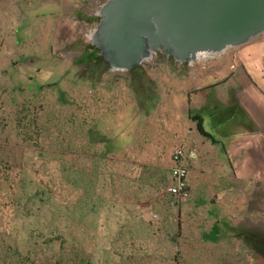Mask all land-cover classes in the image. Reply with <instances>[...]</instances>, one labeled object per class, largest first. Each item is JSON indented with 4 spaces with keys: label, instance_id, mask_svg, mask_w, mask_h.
I'll use <instances>...</instances> for the list:
<instances>
[{
    "label": "rangeland",
    "instance_id": "374dc122",
    "mask_svg": "<svg viewBox=\"0 0 264 264\" xmlns=\"http://www.w3.org/2000/svg\"><path fill=\"white\" fill-rule=\"evenodd\" d=\"M106 1L82 0L80 9L84 20L76 15L72 17L83 21L82 31L76 32L74 27L70 32L60 29L56 33V40L60 37V41L50 43L47 37L54 19L50 15L56 12H51L54 7L47 0V4L44 0H34L33 8L16 12L19 17L10 24L5 17L7 8L23 7L26 0H0V56L7 43L5 52L16 56L27 67L25 80L17 81L16 75L9 74L7 81L0 82V91L5 88L12 95L20 93L19 99L25 96L26 100L32 97L30 92H42L41 87L45 86L47 89L43 90L42 99H37L36 106L48 108V113L57 120L66 117V107L59 101L60 91H64L66 98H73L75 105L85 108L88 120L114 125L113 144L108 143L107 147L112 145L117 149L115 157L133 162L137 169L122 165V174L117 179L122 180L115 188L103 171L99 178L105 185L95 186V198L101 204L98 206L117 209L120 224L114 231L119 230L123 235L128 232L125 227H129L140 230V235L146 237L145 245L135 242L155 260L144 262L139 252L130 264H264L263 258L235 237L242 229L264 236V170L260 169L263 177L257 178L251 175V170L238 168L240 176L237 175L239 180L235 182L237 176H233L232 165L222 147L230 140L220 132L224 127L238 133L245 129L244 125L249 126L248 120L253 122L254 112L264 114V34L250 43L229 48L221 56L197 60L192 65L179 64L159 52L138 70L110 71L98 50L87 40L98 23V18L92 21L87 16H95ZM40 32L45 33L46 41H37ZM16 38L20 40L17 45L13 41ZM71 39L83 40V47L80 42V46L68 48L67 45H75ZM82 48L88 50L89 63L78 65L75 62ZM40 59L41 63L30 71L31 62ZM235 94L239 100L243 97V103L233 105ZM149 95L152 96L149 98ZM12 99L19 103L18 98H8V101ZM4 102L6 110H12L7 98ZM245 103L250 106L245 107ZM189 112L191 117L200 115L206 132L221 144H213L200 135ZM179 147L194 148L200 153L199 159L190 161L192 194L180 203L166 193L171 155ZM54 148L58 153V147ZM49 166L50 176L56 181L62 176L57 170V160ZM114 220L106 225L110 231ZM143 220L147 222L145 226L140 224ZM80 236L89 238L87 234ZM118 245L121 253L124 244L118 242Z\"/></svg>",
    "mask_w": 264,
    "mask_h": 264
},
{
    "label": "trees",
    "instance_id": "16d2710c",
    "mask_svg": "<svg viewBox=\"0 0 264 264\" xmlns=\"http://www.w3.org/2000/svg\"><path fill=\"white\" fill-rule=\"evenodd\" d=\"M88 56L86 52V64ZM44 87L42 92L28 91L32 97L26 100L25 96L19 99L20 93L12 95L5 88L0 91V264H130L139 252L144 262L155 260L137 246L135 241L143 245L146 241L140 230L125 227V236L114 231L120 224L117 209L96 202L95 186L105 185L99 174L104 171L110 176L115 188L122 180H117L122 165L136 168L133 162L115 157L117 149L112 145L107 147L113 144L114 125L88 120L85 108L75 105L74 99L66 98L60 89L59 101L66 107V117L57 120L48 108L36 106L47 89ZM5 98L13 111L6 110V102L2 103ZM8 98H18L19 103ZM191 119L200 135L213 144L220 143L206 132L200 115ZM122 157L126 158L124 154ZM56 160L62 176L54 181L49 163ZM169 197L178 203L185 201ZM114 218L110 231L106 225ZM85 234L88 239L80 238ZM237 238L264 259V236L245 230ZM118 242L124 244L121 253Z\"/></svg>",
    "mask_w": 264,
    "mask_h": 264
},
{
    "label": "water",
    "instance_id": "95a60500",
    "mask_svg": "<svg viewBox=\"0 0 264 264\" xmlns=\"http://www.w3.org/2000/svg\"><path fill=\"white\" fill-rule=\"evenodd\" d=\"M87 35L110 71L163 52L179 64L221 55L264 33V0H107Z\"/></svg>",
    "mask_w": 264,
    "mask_h": 264
},
{
    "label": "crops",
    "instance_id": "0c3cea01",
    "mask_svg": "<svg viewBox=\"0 0 264 264\" xmlns=\"http://www.w3.org/2000/svg\"><path fill=\"white\" fill-rule=\"evenodd\" d=\"M12 1H14V0H12ZM47 3H49L52 7H54V9L51 12H56V13H52L50 15V16H53L54 19H53L52 23L50 24V29H49V34H48L49 36L47 37L48 42L51 43V42H53V40L60 41L61 38L58 36H57L58 38L56 40V33L58 31H60V29H63L65 31L67 29L70 32L71 29L74 27V30L76 32L82 31V29H80V27H81L83 21L82 22L79 21V18H80V20H84L83 19L84 18L83 11H81V9H80L83 7L82 0H47ZM47 3H45V0H44V4H47ZM39 4H40V2H39ZM33 6H34V0H26V5H23V7L19 8L17 5H14V8L13 7L7 8V10L5 12V17L7 19V23L10 24L12 21L15 22L14 18L18 19L19 16L15 14L16 12H27L29 9L33 8ZM73 15H76L79 18L78 19L72 18ZM87 19L89 20L88 16H87ZM85 26H86V24H85ZM44 34H45L44 32L43 33L40 32V34L37 38L38 42L39 41L42 42V40L46 41V39H44V37H43ZM263 34H261V35H263ZM53 37H55V38H53ZM260 38H262V37H260ZM13 41H14V44L17 45L16 42H19L20 40L16 38ZM71 41H74L75 45H73V44L67 45L68 48L70 46H72V47H70V49L73 48V46H75V47L80 46V42H81V47H83V44H82L83 40H80V42H79V39L78 40H72L71 39ZM251 41H253V40H251ZM250 42H248V43H250ZM6 45H7V43H5L4 48H2V53H1L2 55L0 56V69H2V73H3L2 76H0V82H3V80L7 81L5 78L9 74L16 75L17 81H20L21 79L25 80V74L27 73L26 72L27 70L25 68H27V67L22 65L18 61V58L16 56H12L10 53L5 52ZM63 45H66V44H63ZM9 47H12V46H9ZM50 48H53V46H49V49ZM237 51L238 50H235V52H237ZM86 52H88L87 49H83V48L81 49V53H80L81 56L77 59L76 63L83 64L85 62L86 58L84 57V55ZM235 52H233V53L235 54ZM223 54H221V55H223ZM31 63H32V65L28 66V69L30 71H34V66L40 64L41 59L38 60L37 62L34 60ZM224 81H227V79H225ZM151 96L152 95H149V98ZM241 98H242V100H239L238 94L237 95L235 94L232 96L231 102L233 103V105H237V103H239V102L243 103V97L241 96ZM235 99H236V101H235ZM215 104H218V103L215 102ZM244 106L248 107L250 105L245 103ZM216 108H217V106L214 107L215 110H216ZM260 110H262V108H260ZM254 114L256 115V117H254V119H252L253 122L251 120H248L249 126L244 125L245 129L239 131L238 133L237 132L232 133L231 131L225 130L224 127H223V130H220V132H222V135L227 136L226 138H228L230 140L226 147H223V146L222 147H223V150L226 152L228 163L230 165H232L233 176H235V174H236V176L237 175L240 176L239 171H238V168H239L240 170H243L246 172L251 170L252 171L251 175L256 176L257 178L263 177V171L260 172V169L264 170L263 165H262V163L264 162V159L262 157V155L264 153V149H261L260 146H264V114H263V111L254 112ZM189 115L191 117V112H189ZM223 124H224V122H223ZM249 144H251L252 147H250V148L246 147ZM255 145H256V147H255ZM232 147L237 149L236 152L233 151L234 149L231 150ZM239 148H241V151H238ZM185 149L188 151L191 148L185 147ZM257 153L258 154L260 153V154L255 155ZM199 154L200 153L196 151L195 158L193 160L191 158H188V157L183 160V165L188 170L189 187H190V183H189V177L190 176L189 175H190V167H191L190 161L193 162L194 160L196 161L197 159H199ZM252 154L255 155L254 158H253ZM254 160L255 161L257 160L256 161L257 164H255ZM236 170H237V172H236ZM257 175H259V176H257ZM238 176H237V179L235 180V182H237L239 180ZM242 176H243V174H242ZM232 185H234V182H232ZM169 206H173V205H169ZM179 206H177L178 210H181V208ZM246 230H248V229H246ZM242 231H243V229H242ZM242 231L238 230V232L235 233V237L237 238L238 234H240Z\"/></svg>",
    "mask_w": 264,
    "mask_h": 264
},
{
    "label": "built area",
    "instance_id": "2783aa9c",
    "mask_svg": "<svg viewBox=\"0 0 264 264\" xmlns=\"http://www.w3.org/2000/svg\"><path fill=\"white\" fill-rule=\"evenodd\" d=\"M196 149L186 150L184 147L177 148L173 153V165L169 169V180L166 193L178 200L189 198L190 189L188 184V170L183 165L185 158H195Z\"/></svg>",
    "mask_w": 264,
    "mask_h": 264
},
{
    "label": "flooded vegetation",
    "instance_id": "af4514ba",
    "mask_svg": "<svg viewBox=\"0 0 264 264\" xmlns=\"http://www.w3.org/2000/svg\"><path fill=\"white\" fill-rule=\"evenodd\" d=\"M88 18L91 19L92 21L95 20V18H98V20H99V18H100V16H99V12H96V15H95V16L88 17ZM91 20H90V21H91ZM98 20H97V21H98ZM166 57H167L168 59H171V60L174 61L173 58H169L168 56H166ZM140 67H141V66H140ZM140 67H139V68H140ZM139 68H137L136 70H138ZM133 71H135V70H133ZM129 73H130V72H129ZM243 231H245V230H243ZM243 231H242V232H243ZM242 232H241V233H242ZM241 233H240V234H241ZM258 235H259V234H258ZM259 236H260V235H259ZM240 241H241V240H240ZM241 242H242V241H241ZM255 253H256V252H255ZM256 254H257V253H256ZM257 256L260 257V258H262L259 254H257Z\"/></svg>",
    "mask_w": 264,
    "mask_h": 264
}]
</instances>
